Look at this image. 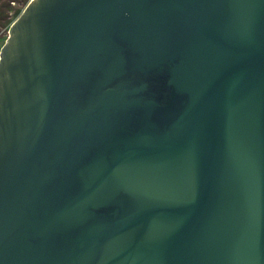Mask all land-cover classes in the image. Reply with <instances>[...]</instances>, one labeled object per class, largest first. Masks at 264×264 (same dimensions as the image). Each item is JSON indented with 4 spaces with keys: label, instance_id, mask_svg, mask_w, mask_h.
I'll list each match as a JSON object with an SVG mask.
<instances>
[{
    "label": "water",
    "instance_id": "water-1",
    "mask_svg": "<svg viewBox=\"0 0 264 264\" xmlns=\"http://www.w3.org/2000/svg\"><path fill=\"white\" fill-rule=\"evenodd\" d=\"M0 52V264H264V0H30Z\"/></svg>",
    "mask_w": 264,
    "mask_h": 264
},
{
    "label": "trees",
    "instance_id": "trees-1",
    "mask_svg": "<svg viewBox=\"0 0 264 264\" xmlns=\"http://www.w3.org/2000/svg\"><path fill=\"white\" fill-rule=\"evenodd\" d=\"M29 1L30 0H0V37L8 33L12 21L21 14Z\"/></svg>",
    "mask_w": 264,
    "mask_h": 264
},
{
    "label": "rangeland",
    "instance_id": "rangeland-1",
    "mask_svg": "<svg viewBox=\"0 0 264 264\" xmlns=\"http://www.w3.org/2000/svg\"><path fill=\"white\" fill-rule=\"evenodd\" d=\"M30 2V1H29ZM18 18V16L16 18H14V20L12 21V23ZM11 23V25H12ZM10 36V32L8 31L7 34H5L3 37H0V52H1V49L3 47V45L5 44V42L7 41V39L9 38Z\"/></svg>",
    "mask_w": 264,
    "mask_h": 264
},
{
    "label": "built area",
    "instance_id": "built-area-1",
    "mask_svg": "<svg viewBox=\"0 0 264 264\" xmlns=\"http://www.w3.org/2000/svg\"><path fill=\"white\" fill-rule=\"evenodd\" d=\"M13 3H15V2H13Z\"/></svg>",
    "mask_w": 264,
    "mask_h": 264
}]
</instances>
